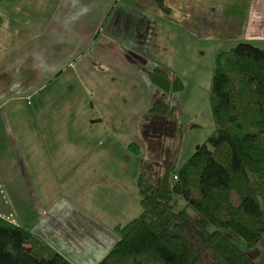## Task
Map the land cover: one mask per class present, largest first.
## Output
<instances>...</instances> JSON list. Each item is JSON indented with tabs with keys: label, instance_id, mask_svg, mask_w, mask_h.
<instances>
[{
	"label": "rangeland",
	"instance_id": "obj_1",
	"mask_svg": "<svg viewBox=\"0 0 264 264\" xmlns=\"http://www.w3.org/2000/svg\"><path fill=\"white\" fill-rule=\"evenodd\" d=\"M22 1L29 10L19 9L18 1L0 2V10L7 8L3 17L10 21L9 29L15 39L36 41L42 35L55 33L69 37L64 39L70 42L69 49L73 43H87L76 51L78 59L72 58L74 49L62 55L55 73H49L50 59L46 57L39 61L33 57L22 66H14L12 88L7 84L0 89L3 100L14 95L10 105L3 107L8 113L20 92L29 95L26 113L20 112L21 102L15 110H19V119L34 124L30 125L32 135L25 147L18 138L16 122L12 121L9 127L16 137H12V145L2 132L0 216L26 226L74 264L96 263L113 248L118 238L116 227L143 211L137 187L142 161L151 170H158L164 162L175 158L177 166H181L216 131L211 107L215 57L207 54L210 57L199 59L207 66L198 75H186L184 90L167 95L178 108V122L183 128L177 149L171 145L174 137L180 142L174 122L145 118L151 103L161 99L163 91L157 87L154 90L155 86L146 79L147 72L137 74V69H132L143 66L141 63L132 65L131 59L123 58L103 59L102 47L108 44L109 52L116 49L119 53L118 43L107 40L109 35L103 30L91 41L81 21L75 24L74 19H60L54 14L56 5L68 0ZM40 4L44 6L42 14L38 13ZM18 14L27 15V20L20 19ZM58 22L62 25L56 28L57 32L54 25ZM151 36L152 33L145 38L147 42ZM142 47L146 49L147 45ZM12 62L15 64L14 57ZM106 66H121L123 71L118 73V81L103 91L101 76ZM83 69L92 72L93 86L91 74ZM101 112L109 119L102 117ZM131 142L141 145V154L130 151ZM232 198L235 204L239 203L236 195ZM115 212L117 216L110 215ZM77 225L84 228L81 234L71 229ZM85 229L92 234L90 241ZM98 230H103L104 235Z\"/></svg>",
	"mask_w": 264,
	"mask_h": 264
},
{
	"label": "trees",
	"instance_id": "obj_2",
	"mask_svg": "<svg viewBox=\"0 0 264 264\" xmlns=\"http://www.w3.org/2000/svg\"><path fill=\"white\" fill-rule=\"evenodd\" d=\"M154 1L170 13L164 0ZM144 70L166 95L185 89L182 77L160 66ZM211 107L216 131L181 166L175 158L151 170L142 161L143 211L116 227L113 248L92 264H260L252 251L264 239V47L244 41L216 54ZM145 116L174 122L180 142L171 145L180 148L176 105L155 100ZM129 147L141 153L139 143ZM0 264L74 263L0 216Z\"/></svg>",
	"mask_w": 264,
	"mask_h": 264
},
{
	"label": "crops",
	"instance_id": "obj_3",
	"mask_svg": "<svg viewBox=\"0 0 264 264\" xmlns=\"http://www.w3.org/2000/svg\"><path fill=\"white\" fill-rule=\"evenodd\" d=\"M16 1L19 2V9L29 10L25 2ZM62 2H65L66 5H62ZM62 2L56 5L54 14L58 15L60 19H74L75 24L78 23L77 21H81L80 23L85 24V28H87L86 37L91 41L98 38V31H106L109 35L107 40L111 39L113 44L118 43L117 48L120 52L118 53L116 49L109 52L107 44L108 46H103L100 51L102 58L109 61L110 58H123L129 59V61L131 59L132 65L141 63L143 66H139V68L132 66V69H137V74L146 72L144 68L160 66L170 73L182 77L186 82L188 79L186 75L189 77L198 75L207 66V63L199 62V59H204L209 55L213 58L218 52L230 49L244 41L264 47V0H164L170 13L164 12L154 0H68V2ZM41 4L38 11L40 14L44 11V6ZM3 9L5 10H0V89L7 84L12 88L11 71L14 66H22L33 57H35V61L46 57L50 59L49 73H55V69L59 70L60 68L62 55L70 53L74 49L72 53L75 54L72 58L78 59L76 51L83 49L87 43H73V48L69 49L70 42L64 41L69 37H62V34L55 33L42 35L40 40L20 42L19 39H15L9 29L10 21L3 17L7 8ZM17 16L27 20V15L18 14ZM61 25L62 23L58 22L57 25H54L56 26L54 30L58 32L59 29L56 28ZM150 33L152 36L147 42L145 38H148ZM144 44L147 45L146 49L142 47ZM13 57L15 64L12 62ZM150 58L152 62H150ZM75 63L70 62V65H75ZM35 66L36 64H34V68ZM208 66H210L209 63ZM83 71L89 73L88 69H83ZM122 71L121 66L103 68L102 72L104 73L101 76L103 91L118 79L117 75ZM89 74H91L90 84L93 86L95 84L93 74L92 72ZM146 79L151 82L149 77ZM33 82V84L37 83L35 79ZM154 90H156V86ZM18 96L9 107L10 113H8L7 110H3V107L10 105L14 95L10 94L7 96V100H3L5 96L0 93V132L2 136L0 142L3 139V132L6 139L9 140V145L13 144L12 137H15V133L10 131L9 127H12V121H14L19 126L17 131L20 130L18 138L25 147L27 139L32 135L29 130L30 125L34 126V124L31 121L26 123L24 118L19 119V110H15V107L21 102L20 112L28 109L29 95L20 92ZM162 98L167 99V95L163 93ZM107 113H109V109ZM100 115L108 118L102 112ZM45 121H47V117H45ZM164 121L166 120L164 119ZM43 139L45 140V136ZM35 175L37 176V174ZM26 176H28V172ZM1 185L0 190L2 191L3 185ZM116 212L110 213V215L117 216ZM105 213L109 214V210L105 209ZM78 226H71V229L75 233L81 234L80 231H84V228H77ZM98 231L104 235L103 230ZM86 232L89 235L88 241L93 239L91 238L92 234L87 230ZM252 253L260 264H264V239Z\"/></svg>",
	"mask_w": 264,
	"mask_h": 264
}]
</instances>
